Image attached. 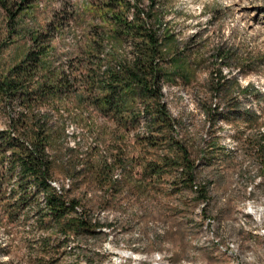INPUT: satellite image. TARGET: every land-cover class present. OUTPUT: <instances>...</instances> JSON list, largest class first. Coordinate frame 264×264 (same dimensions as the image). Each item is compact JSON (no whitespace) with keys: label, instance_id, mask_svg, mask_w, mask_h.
Returning a JSON list of instances; mask_svg holds the SVG:
<instances>
[{"label":"trees","instance_id":"1","mask_svg":"<svg viewBox=\"0 0 264 264\" xmlns=\"http://www.w3.org/2000/svg\"><path fill=\"white\" fill-rule=\"evenodd\" d=\"M35 1L0 0L6 16L5 36H0V113L7 117L6 126H0V224L8 235L36 243L37 263L55 264L74 249L78 261L93 264L100 253L83 241L110 224L94 218L82 199L71 195L87 181L114 190V198L130 184L140 159V182L165 192L171 181L172 190V184L185 185L197 199L210 200L211 182L198 180L213 157L206 149L215 144L200 150L197 162L188 142L178 138L182 124L163 92L165 84L196 83L207 60L190 50L198 33L179 38L162 0L64 3L44 24L32 16ZM79 27L82 33L72 32V47L60 51L59 44ZM20 39L22 47L16 44ZM12 44L9 59H3ZM225 52L222 45L214 48L217 64L210 65L206 92L197 95L211 126L240 117L231 103L220 111L210 96L228 82L225 63L219 62L229 57ZM69 122L78 129L72 147ZM132 140L145 155H133ZM257 151L264 171V144ZM58 176L71 179L68 188L52 183Z\"/></svg>","mask_w":264,"mask_h":264},{"label":"rangeland","instance_id":"2","mask_svg":"<svg viewBox=\"0 0 264 264\" xmlns=\"http://www.w3.org/2000/svg\"><path fill=\"white\" fill-rule=\"evenodd\" d=\"M83 1L36 0L32 16L44 24L64 3ZM162 1L166 19L182 41L198 33L189 43L190 50L207 60L197 71L196 83L188 87L165 84L163 92L172 115L182 124L178 138L188 142L197 162H201L200 150L215 144L214 149H206L213 157L209 165L201 167L198 180V184L202 179L211 182V197L201 201L185 185L172 184V190L171 181L165 192L157 184L140 182L142 164L136 159L133 179L114 198V190L92 181L72 191L88 213L110 224L83 243L100 253L93 264H264V171L262 153L257 151L264 144V0ZM5 24L0 9V36H5ZM81 31L82 27L72 28L59 44L60 51L71 48V35ZM16 44L22 47L24 39ZM221 45L230 53L219 61L225 63L222 70L228 82L210 95L211 100L220 105V111L231 103L240 117L219 119L211 126L197 95L206 92L210 65L216 62L212 54ZM15 46L10 45L2 58L9 59V50ZM6 123L7 117L0 113V126ZM77 132V125L69 122V147L75 145ZM128 143L135 157L145 155V148L133 140ZM115 174L120 175L121 170ZM52 183L68 188L71 179L58 176ZM38 250L29 237L8 235L0 224V264H45L37 263L34 254ZM77 254L72 249L55 264H87L85 259L78 261Z\"/></svg>","mask_w":264,"mask_h":264}]
</instances>
